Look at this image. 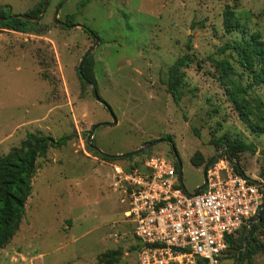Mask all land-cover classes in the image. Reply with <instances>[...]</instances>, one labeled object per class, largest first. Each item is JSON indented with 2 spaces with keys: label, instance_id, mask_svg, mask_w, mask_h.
<instances>
[{
  "label": "rangeland",
  "instance_id": "374dc122",
  "mask_svg": "<svg viewBox=\"0 0 264 264\" xmlns=\"http://www.w3.org/2000/svg\"><path fill=\"white\" fill-rule=\"evenodd\" d=\"M41 1L0 0V9L29 12ZM228 7L240 23L232 31L225 28ZM85 28L95 30L99 41ZM254 32L264 38V0H48L34 30L0 32V157L20 146L28 132L72 136L38 158L26 212L0 249V264H140L129 205L115 189L112 163L129 169L135 160L158 153L179 169L175 145L183 184L195 191L208 161L228 147L227 140L219 144L227 137L252 144L232 158L264 184V133L253 132L240 118L219 64L227 58L235 67L233 78L246 86L250 72L236 51L222 48ZM93 45L97 89L117 123L79 75ZM186 55L190 61L182 66L176 102L168 90L169 71ZM248 95L264 100V83ZM103 121L108 124L97 127L89 142L93 125ZM155 140L161 141L142 153L115 156ZM96 149L114 156L105 159ZM196 153L204 157L201 165L191 161ZM240 238L241 232L235 242ZM227 252L223 263L234 264L233 250ZM242 264H264V251L246 255Z\"/></svg>",
  "mask_w": 264,
  "mask_h": 264
},
{
  "label": "built area",
  "instance_id": "2783aa9c",
  "mask_svg": "<svg viewBox=\"0 0 264 264\" xmlns=\"http://www.w3.org/2000/svg\"><path fill=\"white\" fill-rule=\"evenodd\" d=\"M236 163L220 152L198 192L185 188L175 161L165 155L150 154L129 169L112 163L140 264H224L227 237L249 226L264 203V186L237 171Z\"/></svg>",
  "mask_w": 264,
  "mask_h": 264
},
{
  "label": "trees",
  "instance_id": "16d2710c",
  "mask_svg": "<svg viewBox=\"0 0 264 264\" xmlns=\"http://www.w3.org/2000/svg\"><path fill=\"white\" fill-rule=\"evenodd\" d=\"M43 4L44 0L40 2L35 10L29 11L26 14L39 16ZM8 7L10 6L8 5ZM0 17H2L0 19L1 27L20 32H30L35 29L37 24V21L22 18L18 16V14L6 11L4 8L0 9ZM73 17V14L68 15L71 23ZM224 20L227 31H232L240 25L236 20V13L230 7L224 12ZM85 30L94 36H98L97 32L91 28H85ZM229 49L236 51L241 66L250 72L251 78L246 86L241 84L240 81L233 78L235 72L233 64L227 58H223L219 63L222 71L221 79L224 83H227V81L231 83V85L227 86V92L240 118L248 124L253 132L263 134L264 100L251 97L248 95V92L250 88L264 83V38L260 32H254L250 37L236 38L233 41L226 42L222 50ZM189 61V56H183L171 66L169 71L168 90L176 102L180 100L184 84L182 66L187 65ZM83 72L89 80L95 83L97 89V81L94 76L90 55L84 63ZM80 78L84 83H87L82 76H80ZM71 138L72 136L70 134L55 138L52 135L28 132L27 137L21 142L20 146L12 148L8 153L0 157V249L10 243L20 228L26 212V202L31 195L32 178L36 171L38 158L46 156L50 148H56L67 144ZM225 140H227L229 144L227 145L228 147H224L222 154H228L231 157H235L238 151L246 150L252 146L251 143H247L243 140L231 141L227 137L219 140V144L223 145ZM224 146H226V144ZM96 152L105 159H112V157L106 153L100 152L98 149H96ZM145 158L142 160H135V162L130 164V167L138 165L145 160ZM191 161L194 165H201L204 162V157L202 154L196 153L191 157ZM236 168L237 171L243 172L238 161L236 163ZM247 228L248 225H245L239 230L238 234L241 232L239 242H235V236L227 237V251L228 249L233 250L231 256L235 257L236 260ZM263 238L264 211L262 218L254 224L247 238L246 245L248 248L242 252L239 264L243 263V259L246 255H253L260 251H264V240H261ZM114 253L115 252H111L110 255L112 256ZM229 255L230 253H225L222 258L223 261ZM234 264H236V262Z\"/></svg>",
  "mask_w": 264,
  "mask_h": 264
},
{
  "label": "water",
  "instance_id": "95a60500",
  "mask_svg": "<svg viewBox=\"0 0 264 264\" xmlns=\"http://www.w3.org/2000/svg\"><path fill=\"white\" fill-rule=\"evenodd\" d=\"M47 6H48V0H45V1H44V4H43L42 11H41V13H40L39 16H31V15L26 14V13H25V14H18V16H20V17H22V18H26V19H31V20H34V21H38V20H40L41 17L43 16L44 12L46 11ZM1 18H2V17H0V19H1ZM63 24H64L65 26H75V25H69V24H67V23H63ZM76 25H79V26L83 27V26L80 25V24H76ZM2 31H6V29H2V28H0V32H2ZM98 41H99V39H98V37L96 36V42H98ZM96 42H95V44H96ZM95 44H94V45H95ZM94 45H93V46H92V47H91V48L85 53V55L82 57L81 62H80V64H79L78 71H79L80 76H82V77L86 80V82H87L88 84H90V85L93 87V89H94V94H95V98H96L98 101L102 102V103L106 106V108L109 110V112L111 113V115H112V117H113V123H117L118 119H117V116H116L115 112L113 111L112 107H111V106H110V105H109V104H108V103H107V102L101 97V95L99 94L98 90L96 89L95 83H94L93 81L89 80V79L84 75V72H83V66H84V63H85L87 57H88V56L90 55V53L92 52V50H93V48H94ZM106 124H108V122L103 121V122H99V123L93 125V127H92V129H91V131H90V133H89V138H88L89 142H90V140L93 138V135H94V131H95V129H96L97 127L101 126V125H106ZM165 140L168 141V142H172V140H171L170 138H165ZM159 141H161V140H155V141H151V142L145 143L142 147H140V148H138V149H135V150H132V151H128V152H125V153H117V154H115V156H116V157H128V156H130V155H136V154L142 153V152H144L145 150H147L150 146L155 145V144L158 143ZM225 144H227V142H225L224 145H225ZM222 148H223V147H222ZM172 150H173V154H174V156H175V158H176V160H177V162H178V165H179V169H180L179 172H180V174L182 175V173H181L182 160H181L180 154H179V152H178V150H177V148H176L175 145H172ZM99 151H101V150H99ZM101 152H102V151H101ZM219 154H220V152L217 153V154H215V155L210 159V161L206 164V166L204 167V169H203V176H204L203 183H202L201 185H199V186L196 188L195 192H198L199 190L203 189V188L206 186V184H207V177H206L207 167H208V165H209L212 161H214V160L219 156ZM107 155H109L110 157H113V156H114V155H112V154H108V153H107ZM257 181H258V180H257ZM258 182H259L260 184H263V183L260 182V181H258ZM263 186H264V185H263ZM263 211H264V203H263L262 208L260 209V211H259V213H258L257 218H256L255 220H253V221L249 224V226H248V228H247V231H246V233H245V235H244V238H243V241H242L241 247H240L239 252H238V257H237V260H236V264H239V263H240V261H241V256H242V251H243V247H244L245 241L247 240V238H248V236H249V234H250V232H251V230H252L254 224H255L258 220H260V219L262 218Z\"/></svg>",
  "mask_w": 264,
  "mask_h": 264
},
{
  "label": "crops",
  "instance_id": "0c3cea01",
  "mask_svg": "<svg viewBox=\"0 0 264 264\" xmlns=\"http://www.w3.org/2000/svg\"><path fill=\"white\" fill-rule=\"evenodd\" d=\"M10 7H12L9 3H7ZM15 12V14H25V13H27L28 11H23V12H17V11H14ZM244 170V169H243ZM245 174L247 173L245 170L243 171ZM248 175V174H247ZM249 177H251V178H253L254 180H258V181H260V182H262V178L261 177H258V176H256V175H248ZM256 178V179H255ZM262 185H264V184H262ZM128 203V202H127Z\"/></svg>",
  "mask_w": 264,
  "mask_h": 264
}]
</instances>
